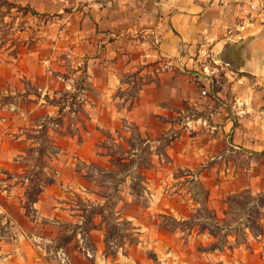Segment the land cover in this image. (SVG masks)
<instances>
[{"label":"crops","instance_id":"obj_1","mask_svg":"<svg viewBox=\"0 0 264 264\" xmlns=\"http://www.w3.org/2000/svg\"><path fill=\"white\" fill-rule=\"evenodd\" d=\"M78 1L0 0V264H264V8Z\"/></svg>","mask_w":264,"mask_h":264},{"label":"rangeland","instance_id":"obj_2","mask_svg":"<svg viewBox=\"0 0 264 264\" xmlns=\"http://www.w3.org/2000/svg\"><path fill=\"white\" fill-rule=\"evenodd\" d=\"M60 30H62V27L59 28V31ZM79 104L74 103L73 105H70L66 109V111L63 113V115H71V116L73 115L74 116L76 113H78L81 110V106ZM105 134L107 137H105V139L100 143V146L103 149V151H106L107 153H109V155H111L112 158H109V160L108 158H104V161H111L115 167H114V170L110 172L100 173V178L103 180L107 178H111V197H114V195H117L120 193L118 182L120 179H122L123 173L127 172V169L130 167L132 163L138 162L140 164L141 163L144 164L145 161L147 160V157H145L141 152L140 153L138 152L139 154H135L133 156L130 155L131 153L126 154V155H123V153H119V152L110 154L111 152L118 151L119 149L117 146H114V142L111 141V136L108 133H105ZM165 142L166 141H163V144ZM43 143L45 144V140ZM138 145L139 143L133 142L134 147L135 146L138 147ZM114 148H115V151L112 150ZM105 156H108V154ZM36 162L38 163L40 162V160L37 159ZM129 172H131L132 177H139V174L135 171V169ZM40 175L41 174H39V176ZM131 187H132V190H135L136 192H140L143 190V187L141 186L139 181L135 182L134 185H132ZM170 190L171 191H168V193H172V191H175L174 189H170ZM183 190L185 193L187 192L192 193V195L194 194L197 195L196 191L199 192L200 195L203 194V190L200 187L197 188L196 186L184 185ZM111 208H113L112 205H111ZM107 220H108L107 222H108L109 233L106 239L108 242L107 251H109V253L113 252L117 246H120L123 244L125 236L127 237L126 239L131 242L135 240V236L130 235L131 231L127 230L131 228V225H129L127 221H121L119 222V224H116L112 215ZM165 223L169 226H175L177 224L171 218H168L165 221Z\"/></svg>","mask_w":264,"mask_h":264},{"label":"built area","instance_id":"obj_3","mask_svg":"<svg viewBox=\"0 0 264 264\" xmlns=\"http://www.w3.org/2000/svg\"><path fill=\"white\" fill-rule=\"evenodd\" d=\"M89 1H103V0H79L78 2L80 4H84V3H89ZM248 6L251 10H259V9H263L264 8V0H250L248 2ZM207 94V90L204 89L202 91V95H206Z\"/></svg>","mask_w":264,"mask_h":264},{"label":"trees","instance_id":"obj_4","mask_svg":"<svg viewBox=\"0 0 264 264\" xmlns=\"http://www.w3.org/2000/svg\"><path fill=\"white\" fill-rule=\"evenodd\" d=\"M34 12V11H33Z\"/></svg>","mask_w":264,"mask_h":264}]
</instances>
